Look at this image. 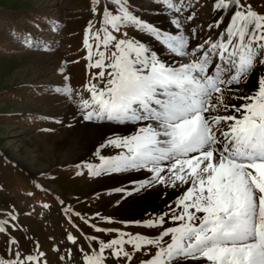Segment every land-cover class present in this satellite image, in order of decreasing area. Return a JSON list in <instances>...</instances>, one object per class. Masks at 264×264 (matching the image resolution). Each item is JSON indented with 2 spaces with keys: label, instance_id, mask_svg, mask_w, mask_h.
<instances>
[{
  "label": "snow or ice",
  "instance_id": "6c2138e0",
  "mask_svg": "<svg viewBox=\"0 0 264 264\" xmlns=\"http://www.w3.org/2000/svg\"><path fill=\"white\" fill-rule=\"evenodd\" d=\"M115 3L118 10L102 14L103 31L89 29L97 44L94 57L93 44L85 41L88 66L100 71L95 83L85 85L88 97H81L80 107L84 120L134 131L102 144L121 152L101 157V169L90 175L143 170L147 179L117 191L152 195L159 186L178 195L175 207L144 222L158 235L119 233L90 253L80 249L82 264H110L109 257L131 264L134 253L147 256H137L139 264H264V76L255 92L238 87L264 67V10L249 0H214L217 11L231 10V24L217 40L190 46L195 28L185 35L177 19L178 34L164 33L135 15L128 0ZM163 3L176 14L190 7L187 0ZM193 19L189 12L187 20ZM128 25L150 33L180 62L168 63L135 40L117 39L113 33ZM22 39L29 48L39 46L31 33ZM168 222L174 226L165 227ZM44 256L29 253L6 264H47Z\"/></svg>",
  "mask_w": 264,
  "mask_h": 264
},
{
  "label": "rangeland",
  "instance_id": "374dc122",
  "mask_svg": "<svg viewBox=\"0 0 264 264\" xmlns=\"http://www.w3.org/2000/svg\"><path fill=\"white\" fill-rule=\"evenodd\" d=\"M187 1L198 15L192 22L204 23L202 41L223 35L226 28L213 22L214 0ZM249 2L264 10L261 0ZM128 4L153 26L159 19L155 6L164 3L128 0ZM105 10H118L115 0H0V226H6L0 232V264L41 252L47 264H82L80 249L90 253L99 241L107 242L119 233L159 234L115 213L129 196L114 188H95V182L109 180L110 175H90L92 169L100 170L99 162L79 156L83 141L62 143L63 137L75 132L74 120L91 122L82 118L80 99L88 97L85 85L96 82L93 77L100 69L88 66L92 61L85 41L93 44L95 57L97 41L89 29L92 34L103 31ZM209 24L214 27L209 29ZM165 26L155 28L177 34L174 23ZM29 33L38 47L23 43L22 37ZM113 34L153 52H169L150 33L131 25ZM254 77L249 83L255 82ZM66 88L72 89L70 95L55 91ZM137 256L147 258L134 253L131 264H139ZM109 262L114 264L112 257Z\"/></svg>",
  "mask_w": 264,
  "mask_h": 264
},
{
  "label": "bare ground",
  "instance_id": "6f19581e",
  "mask_svg": "<svg viewBox=\"0 0 264 264\" xmlns=\"http://www.w3.org/2000/svg\"><path fill=\"white\" fill-rule=\"evenodd\" d=\"M187 3L190 5V7L185 8V10L179 14L174 13V11L172 9H169L165 4L155 6L154 10L157 12L159 19L157 17L158 23L154 24L153 26L156 27L158 26V24L165 26V24L167 23H174L176 25L175 21L179 19L183 26L181 30L184 32L185 35H189L192 28L196 29V40H190L191 46L192 43L203 42L202 31L205 26L204 23L200 25L195 24V21L192 22V20H187V15L189 12H192L194 14V18L198 16L196 14L197 11L193 9L194 5L192 6L189 1H187ZM231 16L232 13L230 9L223 10L222 12L216 11L213 22L215 24L218 22L219 25L226 28L231 24ZM176 31H178L177 28ZM154 53L168 63H178L181 60L180 57H174L173 54L170 52ZM263 72L264 67L257 66V70L253 73L256 74V76L252 74L246 83L241 84L238 87L242 88L244 93L255 92L258 87L257 78L260 77ZM253 77L255 79V82H252L251 84L249 82ZM235 102L239 103V101ZM74 126L75 132H72L70 136L68 135L62 138L63 145H73L76 140L83 141L81 144L82 147L79 156L97 160L99 162V169H101L103 165L101 157H115L119 152H121L120 149H116L111 146L101 147V145L106 144L109 139L127 136L134 131V127L131 125H120L103 121H91L86 124L83 123L81 119L74 120ZM108 174L110 175L109 180L95 182V188L97 190H102L106 188H114L116 190H128L133 188L135 184H138L139 182H142L147 179V177L150 175L149 173L143 170L109 172ZM150 191L152 192V195H145L143 193H140L134 194L133 196H129L127 200L123 201L120 204L115 213H117V215L120 216L122 220H137L138 222L143 224L145 221H148L149 219L155 220L160 214L167 212L169 205L175 207V204L173 202L178 195L177 190L172 188L165 189L163 187L158 186L154 189H151ZM171 226L174 225L171 224ZM165 227H168V225Z\"/></svg>",
  "mask_w": 264,
  "mask_h": 264
}]
</instances>
